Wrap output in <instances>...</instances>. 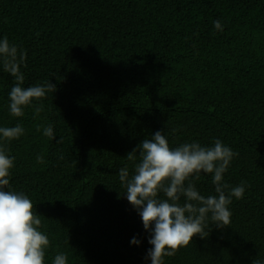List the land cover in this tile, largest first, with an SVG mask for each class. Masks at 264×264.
Segmentation results:
<instances>
[{"label":"trees","instance_id":"trees-1","mask_svg":"<svg viewBox=\"0 0 264 264\" xmlns=\"http://www.w3.org/2000/svg\"><path fill=\"white\" fill-rule=\"evenodd\" d=\"M4 37L26 54L24 87L56 85L14 117L15 78L0 61V127L25 130L0 139L15 157L6 190L31 199L50 240L45 264L61 252L68 264H151L119 170L133 173L127 154L156 131L173 148L221 140L238 153L223 182L247 185L229 226L209 214V235L164 264H264V0H0ZM192 180L217 195L212 174Z\"/></svg>","mask_w":264,"mask_h":264},{"label":"clouds","instance_id":"clouds-1","mask_svg":"<svg viewBox=\"0 0 264 264\" xmlns=\"http://www.w3.org/2000/svg\"><path fill=\"white\" fill-rule=\"evenodd\" d=\"M213 24L216 30L223 31L220 20ZM25 59L26 54L10 44L7 37L0 39V61L4 70L15 78L9 92V108L14 117H22L24 108L34 99L40 100L56 91L51 81L23 86L25 77L20 66ZM43 107L41 104L35 108L36 116ZM41 129L44 136L55 139L51 124H37L36 130L40 132ZM24 132L19 123L0 127V139H19ZM237 155L219 139L212 146L191 142L173 148L162 131H156L127 154V159L135 162L134 171L130 175L127 167L121 168L119 179L126 188L127 200L138 211L144 229L150 233L148 243L152 247L145 259L150 258L151 264H164L165 257L174 256L181 247H187L194 236L207 237L209 214L219 228L231 224L232 213L228 206L233 197L242 199L247 187L244 182L235 187L223 182L224 173ZM14 161L15 157L8 155L0 143V264H45V250L50 240L39 230L42 221L34 213L31 199L23 193L6 190L10 187V169L15 166ZM37 162L44 163L43 156L38 155ZM201 172L212 174L217 195L205 197L196 189L192 178L199 180ZM161 192L165 199L159 197ZM181 197L183 204L179 203ZM131 243L139 245L141 241L133 237ZM52 264H68L67 254H57ZM253 264H261V261Z\"/></svg>","mask_w":264,"mask_h":264}]
</instances>
